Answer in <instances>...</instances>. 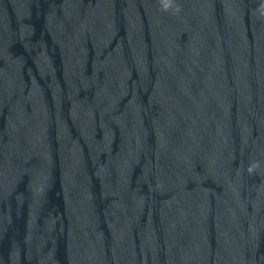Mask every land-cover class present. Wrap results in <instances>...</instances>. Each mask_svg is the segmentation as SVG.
Returning a JSON list of instances; mask_svg holds the SVG:
<instances>
[{
	"label": "water",
	"instance_id": "95a60500",
	"mask_svg": "<svg viewBox=\"0 0 264 264\" xmlns=\"http://www.w3.org/2000/svg\"><path fill=\"white\" fill-rule=\"evenodd\" d=\"M0 264H264V0H0Z\"/></svg>",
	"mask_w": 264,
	"mask_h": 264
}]
</instances>
